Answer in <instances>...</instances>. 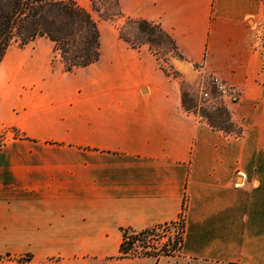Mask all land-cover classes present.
<instances>
[{
  "label": "crops",
  "instance_id": "obj_1",
  "mask_svg": "<svg viewBox=\"0 0 264 264\" xmlns=\"http://www.w3.org/2000/svg\"><path fill=\"white\" fill-rule=\"evenodd\" d=\"M118 1L125 17L170 36L184 78L192 70L235 87L239 101L225 107L242 135L186 113L148 48L102 38L96 64L65 73L45 38L9 47L0 264H264L263 60L253 47L262 0ZM181 214L177 255L121 257L123 230Z\"/></svg>",
  "mask_w": 264,
  "mask_h": 264
},
{
  "label": "trees",
  "instance_id": "obj_2",
  "mask_svg": "<svg viewBox=\"0 0 264 264\" xmlns=\"http://www.w3.org/2000/svg\"><path fill=\"white\" fill-rule=\"evenodd\" d=\"M98 4H102L104 15ZM90 6L102 20L113 21L123 17L118 0H90ZM124 24L135 27L143 41L141 45H146L154 57L157 58L153 48L162 46L171 49L177 59H182L173 40L159 25L133 18H125ZM117 30L118 38L129 48L140 49L141 45L131 42L120 29ZM38 38H45L53 44L54 57L59 59L65 73L94 65L101 58L97 23L90 12L81 8L75 0H0V62L12 42L24 47ZM181 104L186 113L204 120L212 130L241 137L242 129L232 122L226 109L217 108L213 114L204 111L196 114L188 96L182 91ZM167 225L170 224L163 226ZM160 227L140 232L123 230L121 257H127V252L136 242L144 245L147 237ZM163 253L162 256H168L166 252Z\"/></svg>",
  "mask_w": 264,
  "mask_h": 264
},
{
  "label": "rangeland",
  "instance_id": "obj_3",
  "mask_svg": "<svg viewBox=\"0 0 264 264\" xmlns=\"http://www.w3.org/2000/svg\"><path fill=\"white\" fill-rule=\"evenodd\" d=\"M75 2L81 8L90 12L92 18L94 19V21H96L99 29V33L101 34L100 43L102 38L106 42H110L112 39L116 40L118 38L117 29H120L123 36L129 39L131 42L138 45H141V43L143 42L141 37H138L135 31V27L133 25L124 24L125 18L128 17H125L123 14H122L123 17H117L113 21L102 20L97 13L91 10L90 0H75ZM98 5L100 7L102 14L104 15L102 4L101 5L98 4ZM254 23L255 25L253 30V47L255 50L259 52L263 60V70L259 78V81L264 86V0H262V12L254 20ZM10 47L22 48L18 46V44L15 42H12ZM142 47L148 48L146 45H141L140 48ZM153 49L157 56V58L154 56L153 57L157 62L158 68L161 71H163L167 76L175 79L179 83L181 91L184 94H186V96H188L190 105L194 107L193 111L196 114H199L203 111L204 113L213 114L217 108L226 109L225 104H230V105L236 104L230 101L228 98H223L219 96L214 89L211 79H202L195 71L192 70H189L187 74V78H184L180 73V69L174 66L175 63L177 64L179 63V59L174 57V54L171 51V49L162 46H155ZM101 54H102V47H101ZM53 59L55 61L57 58H55L53 55ZM179 66H180L179 68H185V65H183L182 63H179ZM204 94H206L207 96L204 97ZM178 229L179 227H175L172 229V231L176 232L178 231Z\"/></svg>",
  "mask_w": 264,
  "mask_h": 264
},
{
  "label": "built area",
  "instance_id": "obj_4",
  "mask_svg": "<svg viewBox=\"0 0 264 264\" xmlns=\"http://www.w3.org/2000/svg\"><path fill=\"white\" fill-rule=\"evenodd\" d=\"M214 89L217 94L223 98H228L233 103H237L239 99L238 91L223 84L217 78H211ZM207 95L204 94V97ZM2 145V138H0V146ZM184 219L183 214L180 215L178 220L173 224L167 226H161L156 229L152 236L147 237L144 245L136 242L127 252V258L138 257H160L163 252H166L168 256H175L179 253L184 232ZM179 227L178 231H172L173 228Z\"/></svg>",
  "mask_w": 264,
  "mask_h": 264
}]
</instances>
